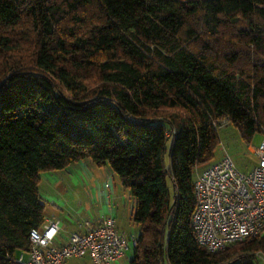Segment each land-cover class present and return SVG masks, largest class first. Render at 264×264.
Returning <instances> with one entry per match:
<instances>
[{"label": "trees", "instance_id": "obj_1", "mask_svg": "<svg viewBox=\"0 0 264 264\" xmlns=\"http://www.w3.org/2000/svg\"><path fill=\"white\" fill-rule=\"evenodd\" d=\"M227 124L264 131V0H0V264L46 221L41 174L86 159L134 199L131 264H258L264 232L211 253L192 223Z\"/></svg>", "mask_w": 264, "mask_h": 264}, {"label": "built area", "instance_id": "obj_2", "mask_svg": "<svg viewBox=\"0 0 264 264\" xmlns=\"http://www.w3.org/2000/svg\"><path fill=\"white\" fill-rule=\"evenodd\" d=\"M254 155L257 164L248 173L242 172L225 150L221 160L195 172L192 223L198 244L211 253L254 240L264 232V141L254 149ZM60 229L59 220L33 229L30 251L22 253L18 262L69 264L72 258L89 257L93 264H113L137 246L138 237L121 231L114 217L87 231L73 232L62 246L55 244Z\"/></svg>", "mask_w": 264, "mask_h": 264}, {"label": "crops", "instance_id": "obj_3", "mask_svg": "<svg viewBox=\"0 0 264 264\" xmlns=\"http://www.w3.org/2000/svg\"><path fill=\"white\" fill-rule=\"evenodd\" d=\"M261 134L263 135V142L264 131ZM254 149L255 148H251L253 154ZM90 161L86 159L63 170L64 172L66 171L69 177L72 176L78 183H82L86 192H82L78 194V196L76 195V203L78 206L76 211H74L75 209L73 211L67 210V212L62 211V215L57 216V218L46 219L45 222L51 220H59L61 222V229L55 240V244L58 246L65 245L73 232L87 231L89 227H97L108 217H114L117 227L121 231L127 233L129 232L123 229V225L126 222H128L130 226L134 224L132 221V214L135 202L129 190L122 185L119 177L108 165L99 167ZM92 163L98 168H95ZM206 166L207 165L200 166L199 168L202 169ZM101 175L104 177L102 178ZM88 177L95 181L89 188L87 187L90 186L88 184ZM106 184H110V188H106ZM75 192L77 193V191ZM86 223L90 224L89 227H80ZM138 230L140 232L139 227ZM139 232L135 234L137 237ZM133 258L134 248L130 249L123 258L113 264H131ZM69 264L93 263L89 257H84L72 258L69 260Z\"/></svg>", "mask_w": 264, "mask_h": 264}, {"label": "rangeland", "instance_id": "obj_4", "mask_svg": "<svg viewBox=\"0 0 264 264\" xmlns=\"http://www.w3.org/2000/svg\"><path fill=\"white\" fill-rule=\"evenodd\" d=\"M29 55L30 51L26 49L23 56ZM89 86L97 88L99 85L95 78H93V80L90 78ZM219 138L220 143L218 147L215 148L212 163L221 160L225 150L242 172L248 173L254 168L257 164V158L252 153L251 148H257L261 144L263 139L261 133L255 135L251 143L247 144L242 140L238 129L233 124H227L219 130ZM171 145L172 140H169L168 148H170ZM169 160L170 157L167 155V162H169ZM93 166L95 165L93 164ZM95 168L98 167L95 166ZM101 177L103 178L104 176L101 175ZM88 181V184L90 185L87 186L88 188L95 183V181L89 177ZM75 191H77V193ZM82 192H86L82 183H78L76 179L72 178V176L69 177L66 171H50L42 173L40 193L45 204V219L57 218V216L62 215V211L67 212V210L73 211L74 209V211H76L78 209L76 197ZM123 229L133 235L138 234L139 232L138 227L135 224H131L130 226L128 222L123 225ZM257 257L258 264H264V254H257ZM25 258L28 259V256L26 255Z\"/></svg>", "mask_w": 264, "mask_h": 264}]
</instances>
